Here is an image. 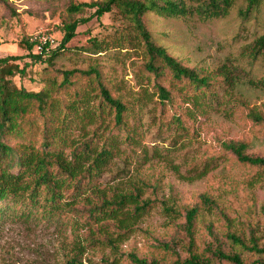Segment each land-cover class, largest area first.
I'll return each instance as SVG.
<instances>
[{
    "label": "rangeland",
    "instance_id": "1",
    "mask_svg": "<svg viewBox=\"0 0 264 264\" xmlns=\"http://www.w3.org/2000/svg\"><path fill=\"white\" fill-rule=\"evenodd\" d=\"M70 1L103 0H0V58H20L15 64L25 72L13 82L30 92L44 86V70L59 83L63 70L96 65L111 95L126 106L124 122L116 127L114 113L106 108L100 115V98H90L93 117L77 124L74 139L93 137L98 149L113 151L97 181L102 193H126L143 183L142 199L153 202L152 208L116 248L92 241L80 254L79 242L95 227H84L73 212L46 220L40 218V209H32L29 215L19 209L0 224V264H70L72 258L81 264H134L131 255L147 263L183 261L189 254L186 212L193 208L198 213L192 253L201 259L210 256V245L230 251L227 231L249 239L253 230L264 245V169L238 163L223 147L243 141L246 155L264 157V129L246 116L247 110L264 114V60L252 63L247 57L249 47L264 35V0L247 17L240 14L245 0H236L220 19H203L195 13L184 18L144 16L155 44L184 67L208 77L214 86L212 94L195 100L192 87L169 86L167 81L162 85L171 92L172 103L165 106L158 102L153 80L141 73V46L136 40L132 46L123 40L134 33L116 10L78 26L69 50L51 66L27 55L24 40L39 30L52 35L58 46ZM183 1L192 9L203 0ZM93 12L85 9L77 18H88ZM91 38L107 42V50L98 55L82 52L80 48L87 47ZM202 195L212 203L204 204ZM166 208L175 213H167ZM241 257L245 263L264 260L247 252Z\"/></svg>",
    "mask_w": 264,
    "mask_h": 264
},
{
    "label": "trees",
    "instance_id": "2",
    "mask_svg": "<svg viewBox=\"0 0 264 264\" xmlns=\"http://www.w3.org/2000/svg\"><path fill=\"white\" fill-rule=\"evenodd\" d=\"M235 1L203 0L192 9L183 0H103L79 4L70 1L57 47L48 53L37 54L29 39L24 40V46L31 59L44 61L46 67L51 66L55 59L69 50L67 45L76 37L78 26L93 18L99 21L103 15L116 10L134 33V37L128 35L123 40L128 46L136 40L143 50L141 73L148 80H153L158 102L162 106L172 103L171 92L162 85L167 81L169 86L192 87L195 91L192 99L196 100L204 97L205 93L212 94L213 84L208 77L184 67L164 48L156 45L143 18L148 13L161 18H184L195 13L203 19H220L228 15ZM260 2L245 0V9L240 14L247 17ZM85 9H93L94 12L88 18H77ZM106 44L91 38L88 46L80 50L98 55L107 50ZM247 57L252 63L259 58L264 60V35L249 47ZM19 59L12 56L0 58V224L15 217L19 209L28 215L32 209H40V218L46 220L73 212L84 227L96 228L83 238V243L79 242V254L84 251V245L92 241L116 248V243L126 239L136 223L151 210L153 202L142 199L143 188L146 187L143 183L133 185L126 193H102L97 181L111 161L113 151L105 147L98 149L93 137L75 140L73 133L77 124L93 117L88 109L90 98H100L97 104L100 115L106 108L114 113L116 127L123 125L126 106L111 95L96 65L86 70H63L59 83L49 78L47 70H44V86L38 92L17 87L13 78L23 76L25 72V68L15 64ZM246 116L254 126L264 129L263 113L247 110ZM223 147L238 163L264 169V157L246 155L245 142H228ZM200 198L204 204L212 203L205 195ZM165 211L175 213L170 208ZM197 213L195 208L186 212L184 231L189 238L188 258L183 261L177 258L170 264H214L213 259L228 264H264L262 259L245 263L241 257L243 252L264 256V245L254 236L253 230L249 239L227 231L228 252L217 244L208 246L210 256L207 258L194 255L193 229ZM109 226L113 227L112 232L107 230ZM130 257L134 264H163L147 263L134 255ZM76 261L78 258H72L70 264Z\"/></svg>",
    "mask_w": 264,
    "mask_h": 264
},
{
    "label": "built area",
    "instance_id": "3",
    "mask_svg": "<svg viewBox=\"0 0 264 264\" xmlns=\"http://www.w3.org/2000/svg\"><path fill=\"white\" fill-rule=\"evenodd\" d=\"M29 43L33 46L37 54H45L53 50L56 46V40L46 30L35 32L30 38Z\"/></svg>",
    "mask_w": 264,
    "mask_h": 264
}]
</instances>
